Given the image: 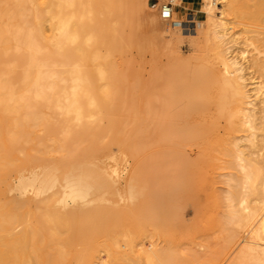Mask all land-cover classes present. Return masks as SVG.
I'll use <instances>...</instances> for the list:
<instances>
[{
	"label": "bare ground",
	"instance_id": "6f19581e",
	"mask_svg": "<svg viewBox=\"0 0 264 264\" xmlns=\"http://www.w3.org/2000/svg\"><path fill=\"white\" fill-rule=\"evenodd\" d=\"M224 2L243 25L245 35L238 41L230 33L227 10L216 15L219 0L203 1L209 14L205 33L214 35L220 46L214 61L200 69L212 72L204 77L205 82L229 89L234 97L217 104V115L226 120L227 130L215 136L205 131L191 133L185 129L188 125L184 128L187 121L184 126L178 123L191 116L196 103L193 95L198 85L187 73L157 75L151 90L141 87L142 67L137 59L146 45L140 44L138 53L134 48L140 43L138 31L146 20V10L152 7L148 0H0V264L197 263L196 250L190 249L182 258L169 248L180 239L186 240L182 244L187 247V241L194 238L184 220L194 187L185 155L178 160L181 170L173 191L150 196L140 208L132 205L144 197L146 186L133 176L136 183L132 181L128 191L132 204L126 206L127 226L124 235L121 233L125 248L120 247L113 227L123 223L120 217L115 221L122 210L106 202L109 194L117 195L118 187L113 177L109 184L105 181V172L110 174L112 169L103 171L99 164L106 155L114 159L110 152L120 144L181 151L197 145L220 150L225 165L242 173L231 180L239 182L249 195L241 200L242 209L229 195L227 224L242 221V210L248 220L257 222L252 230L255 241L235 251L233 256L238 254L230 264H264V244L259 245L264 236V153L260 161L248 155L240 142L247 136L245 140L255 148L260 135L264 140V97L258 99L264 89V0ZM205 22L200 21V33ZM150 23L163 30L155 17ZM170 26L164 30L171 41L176 32ZM242 58H249L250 65ZM120 119L150 120L153 125L139 123V131L132 132ZM158 120H163V127L154 132L157 135L146 131ZM242 126L249 133L233 140ZM67 164L70 168L62 174L60 170ZM167 181L161 178L159 182L164 185ZM106 185L113 187V193H107ZM101 191L108 196L103 197ZM252 197L255 204L250 203ZM156 198L166 206L160 220L165 228L159 233L147 230L148 224L159 221L144 211L152 208ZM228 230L230 249L240 235ZM103 237L109 248L105 261L100 255ZM146 239L158 243L148 248ZM202 242L204 250L209 243ZM203 253L207 255L206 250Z\"/></svg>",
	"mask_w": 264,
	"mask_h": 264
},
{
	"label": "rangeland",
	"instance_id": "374dc122",
	"mask_svg": "<svg viewBox=\"0 0 264 264\" xmlns=\"http://www.w3.org/2000/svg\"><path fill=\"white\" fill-rule=\"evenodd\" d=\"M148 1L152 7L147 8L146 10V20L142 24L141 29L138 31L140 43L136 44L134 48V53H138L140 44L146 45L143 55L141 57L137 55L139 57L137 60L140 61L139 65L142 67V70L140 72L143 76L141 87L144 89L145 87L146 89H149L152 86L157 75L170 76L172 74L187 73L189 76L194 78L197 83L196 86L198 85L193 95L196 103L192 110L193 112L190 111L192 113H189L191 116L188 119H184V123L182 122L183 119L182 121L179 120L178 123H180L181 126H184L187 121V124L184 126V128L188 125L185 129L188 128V131H190L191 133L197 134L201 132L203 133L205 131V133L209 132L210 134H214L215 136L223 135L227 130V123L224 118L218 117L217 114L219 113V111L217 112V110L219 109V106L217 104L224 101V99L231 102L233 101L234 97L232 96L229 89H226L225 91V89L221 86L219 87L216 84L205 82L204 77L208 74H212V72L206 69V67L204 69H200V67H204L207 63L214 61L215 50L219 49L220 46L218 40L215 39L214 35H207L205 33V31L208 30L209 14L206 8H204L203 6L204 0H199L198 6L194 8V11L196 12L197 23H199H196V25L192 26L189 30H185L184 28H182L179 23L185 20V9H182V12H180L181 8H176V13L174 15L175 17H173V20H164L160 15V8H162L163 4L168 3L169 0ZM175 3L179 4V6L181 7L184 6L182 1L172 2V4L174 5ZM218 4L219 9L216 10V15L220 16L221 10H227V18L232 21V29L230 30V33L234 34L238 41L241 40L245 35L243 25L233 14L230 13L228 6H225L224 0H219ZM152 17H155L157 19L159 25L163 27V30L162 28L161 30L154 29V27L150 23V19ZM202 20L206 22L203 26V33H200L199 24ZM170 24V28H172L176 32L174 36L175 39H172L171 41L169 40V33L164 30V27L169 26ZM241 60L247 65H250L251 63L249 61V58H242ZM249 71L251 74H254L253 68L249 69ZM256 96L257 95H253V98H255ZM262 97H264V89L260 92L258 99H261ZM182 101L185 100L183 99ZM130 115L132 116L133 112ZM123 120L120 119L119 121L124 122V125L127 124L128 127L126 128V130L131 131L132 129V132H134V130L135 132L139 131V129H137L139 123L145 122L153 125V122L150 120H148V122L146 120L138 121L135 119ZM130 120H133L135 125L133 124V121L131 122ZM155 120L156 119H154V121ZM162 121H156L154 123V126H150L148 130H145L152 134L158 133L157 131H160L159 127H163V124L161 125V123H163ZM189 125L192 127H190ZM242 127L243 130L239 134H233V140H236L239 135H247L249 133L245 126ZM153 128L155 130H153ZM196 128L198 129L195 130ZM122 136L124 138L127 137L126 135ZM246 137L247 136H244L243 139H239L243 145V148L245 149V152L248 155L256 157L261 161L260 154L264 153V140H262V135H260L259 138L256 139V141L258 142V146L255 148L251 147L250 143L245 140ZM95 154L101 156V154L104 155V152H96ZM110 154L114 159H112L111 157L108 158V155H106L107 159L104 156L99 161L101 162L99 164L100 167L102 166L104 168H102L103 171H107V167L109 168L108 171L112 169V175L111 173L109 174V172H105V181H107L108 184L111 180L115 181V186L118 187L117 192V187L115 188L114 186V189L117 192V195L115 196H112L114 194L111 189L112 186L108 187V185H106L104 189L107 190V187L110 189V192H106L108 194L111 192L113 193L109 194V196H111L108 197V199L106 198L108 194H105L107 195L105 197V200L107 199L110 201L109 202L106 200L107 204L112 202L114 203L113 206L118 205L119 209L122 210V214L118 212V214L116 213L115 221H117V218L120 217V221L122 218L121 223H123H119V226V224H117L118 222H116L115 225H118L120 228L118 226L116 227L115 225V227H113L114 235L116 233L115 237L119 238L117 242L119 241V245L122 249L125 248L123 246L125 245V242L123 241L124 239L121 233H123L124 235L127 226V219L125 216L127 212L125 210L127 209V205L129 206L132 204L128 199V191L129 186L131 184L134 185L132 181L136 183V178L134 179V177L137 176L141 183L146 186L144 192L145 198L143 196H140L137 202H135V204L133 203L132 205L134 208H140V206L147 204L146 200H148L150 196L156 197L157 194L163 191L170 194L173 191L175 185L174 180L177 176V173L181 170L179 163L180 161L178 160H181L184 155L186 156L185 158L188 162V168L190 169L194 180L192 193L193 202L192 204L185 207L184 220L186 221L185 223H188L186 225L190 227L189 230L194 234V238L187 241L189 242V244L191 243V245L188 244L187 247V244H182L186 243V240L181 241L180 239V241L177 240L175 244L171 243L169 247L171 250V254H176L179 257L186 258L187 252L192 249V251H197L196 254H193L196 255V258L200 259V262L197 261V263H195V260L191 261L194 262V264H203V262L205 261L206 264H230V261H233L232 259H236L238 253L235 254V256L233 255L237 252V250L240 249V247L244 246L248 242L255 241V238L252 235V230L256 226L257 222L248 220L246 218V213L244 210H242V221L233 223L231 225H228L226 222V212L230 203L228 199L229 195H232L233 199H235L234 203L236 204L238 209H242L243 205L240 203L241 200L245 197H248L249 195L246 193V190L243 189L241 185H239V182L231 180V176L241 177L242 173L239 168L227 167L225 165L220 150H216L214 148H200L197 145L189 146L188 148L181 151L173 149H161L160 147H157L155 145L146 146L143 148H129L126 144H120L116 145L110 152ZM20 155L23 156V153H21ZM69 168L70 164H67L60 170V172L64 174L69 170ZM113 175L116 176L114 177ZM161 178H166L168 179V181L164 185H160L161 182L159 181ZM128 181H130L131 183H129ZM123 192H125L126 194ZM103 193L105 192L103 191ZM103 193L102 191L100 192V194H102V196L104 197L105 195H103ZM118 193L121 196H123L122 194H124L123 197H126V199L122 198L121 196L118 197ZM111 197H113L114 200ZM253 199V197L250 199L251 204H255ZM105 200L103 201L104 204H106ZM156 200L157 198L152 204L151 209L146 208L144 211L148 217H151V219H157L159 221L158 224H148L147 230L149 232L155 231L159 233L165 228V225L162 224L160 220L166 214L164 210L166 206H163L162 202H157ZM58 206L61 207V204H58ZM109 206L111 207L112 204ZM105 207H108V205H105ZM133 211H135L136 215H138L137 209ZM129 215L131 216V214ZM131 227L133 231L136 230V226L134 224H131ZM229 228H231V230L233 231L237 230L239 232L238 236L240 235L238 237V243L234 246H231L230 249L227 248V235L229 232ZM104 239L105 241L107 240L106 237H103V240ZM203 240L209 243L208 247L204 246V250L202 248V244L205 245L204 242H202ZM157 241H159V245L163 244L162 239H158ZM199 241L201 242V244H199ZM259 241V245L264 244V236H262L261 240ZM104 242H102L100 247V255L105 261L108 258L109 248L107 244L108 241H106L105 243ZM156 243L158 242L152 239H146L145 241L146 247L148 248H151L152 245L155 246ZM104 244H107V246ZM228 249L231 251V253ZM205 250L207 255L203 253V251ZM200 252H202L204 254L203 256L206 257L204 258L202 256V253L200 254ZM213 253H215L216 256L215 261L212 259L214 256ZM228 253L231 255H229Z\"/></svg>",
	"mask_w": 264,
	"mask_h": 264
},
{
	"label": "built area",
	"instance_id": "2783aa9c",
	"mask_svg": "<svg viewBox=\"0 0 264 264\" xmlns=\"http://www.w3.org/2000/svg\"><path fill=\"white\" fill-rule=\"evenodd\" d=\"M183 2V0H181ZM176 8H181L186 10L185 20H183L180 23V26L184 28L185 30L191 29L192 26L196 25L197 19H196V12L193 9H186L179 5L175 6L172 4V1L169 0L168 3L164 4L161 8V17L164 20H173V14L175 12Z\"/></svg>",
	"mask_w": 264,
	"mask_h": 264
},
{
	"label": "crops",
	"instance_id": "0c3cea01",
	"mask_svg": "<svg viewBox=\"0 0 264 264\" xmlns=\"http://www.w3.org/2000/svg\"><path fill=\"white\" fill-rule=\"evenodd\" d=\"M184 8L193 9L198 6L199 0H183ZM182 12V9L181 11Z\"/></svg>",
	"mask_w": 264,
	"mask_h": 264
}]
</instances>
